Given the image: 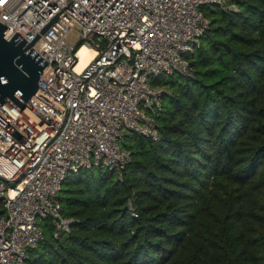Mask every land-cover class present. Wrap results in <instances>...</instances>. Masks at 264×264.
Wrapping results in <instances>:
<instances>
[{
    "label": "trees",
    "instance_id": "trees-1",
    "mask_svg": "<svg viewBox=\"0 0 264 264\" xmlns=\"http://www.w3.org/2000/svg\"><path fill=\"white\" fill-rule=\"evenodd\" d=\"M228 3L202 8L191 76L152 80L172 90L159 141L125 134L122 182L103 167L69 174V231L41 222L26 264H264V0Z\"/></svg>",
    "mask_w": 264,
    "mask_h": 264
},
{
    "label": "built area",
    "instance_id": "built-area-1",
    "mask_svg": "<svg viewBox=\"0 0 264 264\" xmlns=\"http://www.w3.org/2000/svg\"><path fill=\"white\" fill-rule=\"evenodd\" d=\"M238 0H0L6 41L18 33L48 64L23 110L0 106V264H26L52 219L53 237L71 221L58 206L63 182L81 170L121 172L125 134L160 139L157 119L168 87L152 80L190 77L186 56L210 26L202 8ZM80 33L78 44L66 37ZM93 58L78 69L79 50ZM136 217V214L133 213Z\"/></svg>",
    "mask_w": 264,
    "mask_h": 264
},
{
    "label": "water",
    "instance_id": "water-1",
    "mask_svg": "<svg viewBox=\"0 0 264 264\" xmlns=\"http://www.w3.org/2000/svg\"><path fill=\"white\" fill-rule=\"evenodd\" d=\"M8 29L0 23V106L10 101L23 110L27 101L36 94L39 77L48 63L32 49L40 35L29 44L18 33L6 41L4 35Z\"/></svg>",
    "mask_w": 264,
    "mask_h": 264
},
{
    "label": "rangeland",
    "instance_id": "rangeland-1",
    "mask_svg": "<svg viewBox=\"0 0 264 264\" xmlns=\"http://www.w3.org/2000/svg\"><path fill=\"white\" fill-rule=\"evenodd\" d=\"M227 6H228L229 9H234L235 8L230 3H228ZM79 39H80V33H79V30L77 28L72 29L71 32L66 37V40H67V42L70 45H76V44H78ZM174 78H178L179 79V77L176 76V75H175ZM167 79H169V78H167ZM161 86H163V85H161ZM168 91L172 94V90L170 88H168ZM164 104L167 105V103L165 101H164ZM114 173H115V175L117 177V181L118 182H122V180H123L122 174L119 173V172H114Z\"/></svg>",
    "mask_w": 264,
    "mask_h": 264
},
{
    "label": "bare ground",
    "instance_id": "bare-ground-1",
    "mask_svg": "<svg viewBox=\"0 0 264 264\" xmlns=\"http://www.w3.org/2000/svg\"><path fill=\"white\" fill-rule=\"evenodd\" d=\"M77 56L79 57L78 69L83 68L94 56V53L86 47H82Z\"/></svg>",
    "mask_w": 264,
    "mask_h": 264
}]
</instances>
